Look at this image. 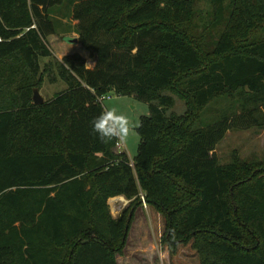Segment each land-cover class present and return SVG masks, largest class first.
<instances>
[{"label": "trees", "instance_id": "trees-1", "mask_svg": "<svg viewBox=\"0 0 264 264\" xmlns=\"http://www.w3.org/2000/svg\"><path fill=\"white\" fill-rule=\"evenodd\" d=\"M64 1L0 0V264H118L143 199L171 249L192 241L201 264H264V160L215 154L228 130L264 128V0H211L224 29L210 53L185 25L191 0H76L94 68L49 45ZM46 78L67 87L36 105ZM110 92L149 103L133 162L92 132ZM222 96L225 113L196 129ZM116 196L129 200L118 217Z\"/></svg>", "mask_w": 264, "mask_h": 264}, {"label": "rangeland", "instance_id": "rangeland-1", "mask_svg": "<svg viewBox=\"0 0 264 264\" xmlns=\"http://www.w3.org/2000/svg\"><path fill=\"white\" fill-rule=\"evenodd\" d=\"M191 1L192 18L187 20L185 25L193 36L201 39L204 50L210 53L223 31L224 25H216V15L211 0ZM75 2L76 0H65L62 4L51 7L50 13L54 17L53 19L59 31L56 34L57 41L62 45V49H55L56 45L50 41L49 45L54 54L60 58L67 55L66 51L80 53L85 58L87 67L94 68L96 59L83 50L79 42L64 41L66 37H77L70 16ZM230 2L231 0H225V6L228 7ZM46 60L48 59H42V62ZM66 87V83L62 80L51 83L46 78L39 91L45 100H49ZM108 95L110 98L105 97L102 102L104 109L115 108L118 113L127 115L133 128L126 142H119L115 150L125 152L133 162L140 143V137L136 129L142 116L149 115V103L134 95H118L115 92H110ZM229 102L226 96H222L211 103L203 111L195 128L211 124L218 117H221L225 113V106H228ZM185 110V103L177 99L175 106L169 112L181 114ZM215 154L222 165L232 162L235 157L248 163L264 160V128L252 127L246 130L233 128L228 130L223 140L217 144ZM145 205L139 206L140 208H137L135 212L124 253L117 256L118 264H201L198 251L192 248V241L179 243L174 250L171 249L168 243L162 241L166 230L165 218L152 206L148 205L147 207ZM127 206L128 203L123 206V203L113 201L111 204L112 215L118 217Z\"/></svg>", "mask_w": 264, "mask_h": 264}, {"label": "clouds", "instance_id": "clouds-1", "mask_svg": "<svg viewBox=\"0 0 264 264\" xmlns=\"http://www.w3.org/2000/svg\"><path fill=\"white\" fill-rule=\"evenodd\" d=\"M90 123L92 132L103 143L113 140L124 143L133 130L129 117L115 108L102 110Z\"/></svg>", "mask_w": 264, "mask_h": 264}, {"label": "crops", "instance_id": "crops-1", "mask_svg": "<svg viewBox=\"0 0 264 264\" xmlns=\"http://www.w3.org/2000/svg\"><path fill=\"white\" fill-rule=\"evenodd\" d=\"M76 22L75 21H73V24H75ZM48 41H50L51 43H54V45H56V47H55V49H57V50H59V49H62V45L57 41V36H56V34H53V35H50L49 37H48ZM65 41V40H64ZM67 52V53H66ZM65 53L66 54H71V53H73V52H70V51H66ZM60 58V57H59ZM113 201H119L120 203H123V206H124V204L125 203H129V200H127L125 197H123V196H116V197H113V198H111L110 200H109V205H110V209H112L111 208V204H112V202ZM143 206V205H142ZM145 206H147L148 207V205L146 204ZM141 207V206H140ZM140 207H138V208H140Z\"/></svg>", "mask_w": 264, "mask_h": 264}, {"label": "water", "instance_id": "water-1", "mask_svg": "<svg viewBox=\"0 0 264 264\" xmlns=\"http://www.w3.org/2000/svg\"><path fill=\"white\" fill-rule=\"evenodd\" d=\"M65 41L71 42V43H77L78 38H64ZM45 99L41 95L40 91L38 88H35L33 91V103L36 105L44 103Z\"/></svg>", "mask_w": 264, "mask_h": 264}, {"label": "built area", "instance_id": "built-area-1", "mask_svg": "<svg viewBox=\"0 0 264 264\" xmlns=\"http://www.w3.org/2000/svg\"><path fill=\"white\" fill-rule=\"evenodd\" d=\"M0 41H1V38H0ZM105 97L110 98V96H109L108 94H106V95L102 96L101 98H99V101H100V102H103L104 99H105ZM143 203L145 204L144 199H143Z\"/></svg>", "mask_w": 264, "mask_h": 264}]
</instances>
